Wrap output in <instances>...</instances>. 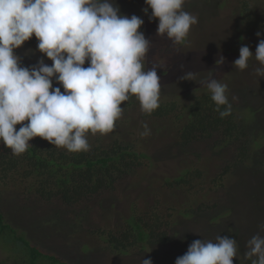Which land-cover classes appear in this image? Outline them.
<instances>
[{
    "label": "rangeland",
    "instance_id": "obj_1",
    "mask_svg": "<svg viewBox=\"0 0 264 264\" xmlns=\"http://www.w3.org/2000/svg\"><path fill=\"white\" fill-rule=\"evenodd\" d=\"M117 3L122 13L144 19L141 31L153 44L148 53V67H152V60L163 66L158 69L160 100L175 102L184 118L147 116L137 97L131 95L122 103L123 113L114 129L103 135L122 136L136 143L140 150L151 155V161L117 181L100 201H91L81 215H77L78 209L63 208L57 201L54 205L42 203L38 196L30 199L26 196L29 193H17L14 189L11 192L6 187L0 189V209L15 226L26 230L24 234L43 253L53 252L71 264H142L143 258L149 257L154 264H175L192 241H215L218 235L237 240L239 258H234V264H251L244 255L247 241L258 232L264 235L258 228L264 223V78L255 74L261 65L254 56L244 70L234 68L233 62L239 58L241 46L247 45L255 52L259 40L264 38L256 35L257 31L264 33V0H249L247 11H242V0H185L183 10L197 16L198 23L179 45H173L166 35H157L158 18L149 19L151 9L148 14L143 12L145 0H117ZM37 43L33 36L16 50L24 66L36 64L41 57L48 65L52 64L37 50ZM220 55L225 61L218 66L216 60ZM187 72H193V80L181 79ZM210 73L228 84L232 108L251 132L247 143L254 138L258 140L260 132L263 133L260 147L252 146V142L248 147V157H253L251 164L239 161L242 152L236 144L220 148L214 145L213 138H206L187 145L179 138L188 114L185 108L197 97L211 94L200 85ZM54 86L59 85L54 81ZM232 96L238 99L232 101ZM145 125L149 133L142 135ZM193 165L199 166L203 173L193 181L194 190L178 184L168 187L167 178L193 177V173L184 172ZM227 167L230 171L223 179L224 184L215 186L219 173ZM156 200L160 210L173 214L167 241L153 244L148 241L143 250L132 247L127 253H120L99 234L101 229H106L105 232L121 229L123 218L132 209L147 208ZM201 206L203 209L199 210ZM58 209L62 215L56 214ZM20 252L22 259L10 256L16 252H6L0 247V258L6 264H28L29 251ZM37 262L51 264L42 258Z\"/></svg>",
    "mask_w": 264,
    "mask_h": 264
},
{
    "label": "clouds",
    "instance_id": "obj_2",
    "mask_svg": "<svg viewBox=\"0 0 264 264\" xmlns=\"http://www.w3.org/2000/svg\"><path fill=\"white\" fill-rule=\"evenodd\" d=\"M184 3L145 0L143 12L151 9L149 19L158 18L157 35H166L173 45L181 44L198 23L197 16L183 10ZM144 23L136 14L122 13L117 0H0V143L14 155L26 152L35 137L70 152H86L87 133L111 132L123 113L122 103L131 95L144 113L156 110L161 92L158 69L163 66L152 60L148 67L153 44L141 31ZM33 36L51 65L43 57L34 65H23L16 50ZM239 52L234 68L246 69L254 56L261 65L255 74L264 78V38L255 52L247 45ZM224 61L220 55L216 64ZM181 79L193 80V72ZM200 85L211 93L221 118L231 114L228 84L210 73ZM237 99L232 96V101ZM144 127L142 135H147ZM258 228L264 232V223ZM246 248L251 264H264V235L252 236ZM234 258H239L237 240L218 235L215 241H192L175 264H234ZM142 264L154 262L149 257Z\"/></svg>",
    "mask_w": 264,
    "mask_h": 264
},
{
    "label": "trees",
    "instance_id": "obj_3",
    "mask_svg": "<svg viewBox=\"0 0 264 264\" xmlns=\"http://www.w3.org/2000/svg\"><path fill=\"white\" fill-rule=\"evenodd\" d=\"M248 2L249 0H242V11H247ZM196 99L185 108L188 114L179 135L184 144L191 145L206 138H213L214 145L220 148L236 144L242 152L239 161L251 164L253 157H248V147L251 142L252 146L260 147L262 144L259 140L263 133L260 132L258 140L254 138L247 143L249 139L251 140V132L245 129L246 122H243L241 116L236 115L234 108L230 115L221 118L216 111L215 103L211 100V94ZM223 107L221 106V110ZM146 115L157 118H170L174 115L176 118H184L183 112L177 110L175 102L162 100L156 110ZM19 127L20 125H17V129ZM87 138L90 148L86 152H70L64 147L52 145L41 137H35L30 141L26 152L14 155L11 149L0 143V189L6 187L8 191L29 193L26 194L27 198L38 196L42 203L54 205L57 201L63 208H70L73 211L78 209L80 213L77 215H81L91 201H100L117 181L152 160L150 154L140 150L136 143L127 141L122 136L106 138L99 132L93 135L89 131ZM228 170L230 171V167L219 173L220 177L215 180V186L224 184L223 179ZM184 172L194 175L190 179L183 176L167 178L168 187L173 188L178 184L186 190H192L193 181L203 175L200 167L194 165L184 169ZM157 204L158 200L138 211L131 207V213L123 218L124 224L121 229L117 231L110 229L109 232L101 229L99 234L113 250L120 253H127L132 247H140L143 250L147 247L148 241L152 244L167 241L172 232L170 226L174 222L173 214L163 212ZM169 208L173 209V206ZM202 209L201 206L199 210ZM56 214L62 215V211L58 209ZM11 221L0 209V247L6 252L11 250L17 253L10 256L22 259L19 254L22 250L29 251L28 264H38V258L51 264H71L53 252L44 250L43 253L40 246L31 243L30 237L24 234L26 230L23 228L21 230ZM105 233L107 235H104ZM0 264H6L5 259L0 258Z\"/></svg>",
    "mask_w": 264,
    "mask_h": 264
}]
</instances>
